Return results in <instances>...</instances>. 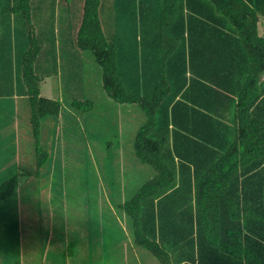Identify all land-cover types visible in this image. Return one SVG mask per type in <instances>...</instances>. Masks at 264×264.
<instances>
[{"label":"trees","instance_id":"16d2710c","mask_svg":"<svg viewBox=\"0 0 264 264\" xmlns=\"http://www.w3.org/2000/svg\"><path fill=\"white\" fill-rule=\"evenodd\" d=\"M102 1L81 0L75 40L92 52L108 95L145 115L133 149L155 174L120 204L134 242L160 264H264V0H140L159 57L142 67L118 65ZM31 2L9 8L26 18ZM28 33L18 78L36 135L60 103L40 95ZM17 185L16 176L1 183V196Z\"/></svg>","mask_w":264,"mask_h":264},{"label":"rangeland","instance_id":"374dc122","mask_svg":"<svg viewBox=\"0 0 264 264\" xmlns=\"http://www.w3.org/2000/svg\"><path fill=\"white\" fill-rule=\"evenodd\" d=\"M34 4L37 0L32 2ZM43 4L44 14L40 15L48 28L49 13L57 0H44ZM73 7L79 14L81 0H73ZM14 11L17 17L23 16ZM65 13L61 1V22ZM25 31L30 32L28 28ZM78 52L85 53V57L72 68H61L62 80L53 85L55 93L60 94L55 97L59 99V111L41 117L37 138L25 114L30 107L28 98L14 99V103L10 98L0 99V184L15 176L18 181L14 192L7 196L0 194V264H22L23 261L24 264H103L102 257L96 259L97 247L94 246L93 260L90 251L87 253L83 249L84 242L80 241L85 238L87 215L88 219L93 218L95 230L100 232L102 226L105 227V242L98 243L101 248L108 243L119 252L133 245V239L129 241V236L133 238L132 222L115 199L119 196L130 198L142 182L155 174L150 164L135 155L132 142H129L131 125L139 126L138 118L142 123L145 115L135 102L122 103L123 111L115 109L102 86L100 67L91 51ZM42 68L35 67V72L41 73ZM54 78L57 79V75L52 74L47 79ZM75 99L90 100V103L82 104ZM11 106L19 108L14 120L18 128L12 115L1 110ZM119 132L121 140L117 139ZM20 133L17 138L16 134ZM130 179L133 185L128 184ZM19 187L22 190H17ZM107 196L113 198L112 206H108ZM29 197L40 200L33 203ZM55 197L61 200L60 218L57 202L53 201ZM51 208H55L54 214ZM33 210L40 215L39 219ZM116 221L126 228V235ZM108 226L114 228L113 234L106 233ZM58 234L67 239L64 245L54 241ZM19 236L24 240L20 241ZM28 236L32 238L31 243L26 242ZM50 236H53L51 242ZM28 244L30 248L26 249ZM134 244L143 264H151L148 257L160 264L149 250Z\"/></svg>","mask_w":264,"mask_h":264},{"label":"crops","instance_id":"0c3cea01","mask_svg":"<svg viewBox=\"0 0 264 264\" xmlns=\"http://www.w3.org/2000/svg\"><path fill=\"white\" fill-rule=\"evenodd\" d=\"M15 0H0V99L10 98L14 103V99L16 101L19 98H28L25 93L23 87L19 82V65L21 62V57L26 49L27 42V32L26 28L29 29L28 37L32 38L36 37L37 40V54L36 60L34 63V71L35 67H43L42 72L37 74L39 75V91L40 95L55 98L59 96V93H55L53 85H56L62 80L61 76V68L63 66L72 68L74 65L78 64L79 59L83 56L85 57V53L78 52V47L76 45L75 40V24L77 21V16L74 9L72 8L73 0H66V2H70L69 11L65 13L64 21H60V6L61 1L57 0L56 6L53 5L51 12L49 13V27L45 26L44 20L41 18V13L44 14V0H37V4L32 5L29 9V17H17V14L14 10L9 8L10 5H13ZM53 2V0H51ZM140 0H104L102 1L100 6V19L103 30L107 35V38L111 40L116 47L117 52V63L121 66H149L156 65L159 57L157 54V45L153 39L147 35L146 28L140 26L139 17L137 13V7ZM186 10V7H184ZM37 15L36 17H34ZM261 21H264L262 18ZM29 23V24H28ZM37 24V30L34 31L33 27ZM131 25V26H128ZM264 25L262 22L259 24V33L264 34ZM85 50V49H84ZM92 54V52H91ZM88 56V55H87ZM93 56V54H92ZM94 58V56H93ZM95 60V59H94ZM141 71V68H140ZM72 72V71H71ZM57 75V79L54 78L52 81L48 78V75ZM78 74V73H76ZM69 76H67V79ZM71 81V77L69 78ZM133 81H138V84L142 83L141 77L133 78ZM68 81L65 80V84L67 85ZM52 87V91L50 88ZM106 92V91H105ZM107 93V92H106ZM107 98L114 102L115 109H121L123 111L122 102H117L113 100L107 93ZM16 104V102H15ZM18 106V105H17ZM17 106H11L8 108H2L3 113H9L12 115L13 123L15 126H18L17 122L14 120L17 119L15 114L19 113V108ZM132 106V105H131ZM30 107L28 106L25 110V114H28V121L31 127V131L34 137L39 136V129L36 135L34 134L31 121H30ZM121 113V112H120ZM139 125L141 124L140 117L138 118ZM18 128V127H17ZM27 129V127L25 126ZM138 128V126L131 125V129L129 132V142L134 141V131ZM21 133L16 137L19 138ZM118 140L122 139V135L117 138ZM28 141V139H27ZM39 160H37L38 162ZM128 184H132L133 182L130 179ZM16 190L14 188L13 192ZM17 190H22L20 187ZM44 191V189H40ZM105 193L106 189L104 188ZM35 193V192H32ZM51 193V192H48ZM109 197V196H107ZM106 197V202L108 206H112L113 198ZM18 199V197H17ZM44 198H42L43 200ZM126 198L118 197L115 199V202L123 203ZM28 200L35 202H39L40 198H32L29 197ZM57 202V213L58 217L62 215L60 205L61 200L56 197L53 200ZM52 214H54L55 208H51ZM36 218L39 219L40 215L35 213ZM87 215V228L85 233V238L81 239V242H84L83 249L87 251V253H91V259L94 260V248L97 247L98 252H96V259L99 260L102 257L103 264H143L141 259H138V249L134 247V240L132 242V246H127L126 250H120L116 252L114 248L109 246L107 243L106 247L101 248L98 243H104V230L105 227L102 226L100 232L95 230L93 225V218L88 219ZM120 230H123V234L126 235L125 227L122 226L120 221H116ZM102 237L100 236V234ZM106 233L108 235L114 233V228L112 226H108ZM129 236V235H128ZM63 235L58 234L57 237H54L55 242H63V245L67 241ZM20 241H23V237H18ZM133 238H130L131 241ZM53 240V236L49 237V242ZM26 242L31 243L32 238L28 236L26 238ZM97 245H96V243ZM95 246V247H94ZM30 248V244L26 246V249ZM60 249L62 248L59 247ZM100 251L102 254L100 256ZM149 255H147L148 257ZM149 258V263L156 264L152 259ZM3 263H6L3 261ZM24 264V261L22 262Z\"/></svg>","mask_w":264,"mask_h":264}]
</instances>
